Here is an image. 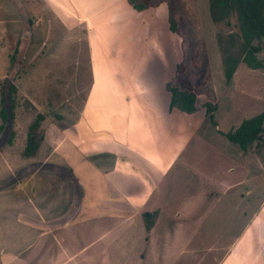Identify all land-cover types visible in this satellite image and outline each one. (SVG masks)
<instances>
[{
	"label": "rangeland",
	"instance_id": "1",
	"mask_svg": "<svg viewBox=\"0 0 264 264\" xmlns=\"http://www.w3.org/2000/svg\"><path fill=\"white\" fill-rule=\"evenodd\" d=\"M150 1V6L161 2L169 5V0ZM28 2L29 0H0V264H43L48 251L56 248L54 236H49L48 247L43 246L38 238L43 237L45 234L42 233L47 230L57 234V238L60 231H64V225L62 227L59 223L66 216L65 210L72 190L64 177L53 173L48 177L47 189L44 185L42 162H60L61 148H65V145L62 146V138L68 139L75 122L86 119L83 114L85 108L82 110L81 105L89 99V90L95 86L91 59L86 57L84 49L78 48L83 39L79 40L74 35L75 30L65 27L58 17L49 19L50 26L48 15L40 19L44 16L45 9L41 12L39 2L33 1L36 10H32V13L26 11L20 21L21 8L24 6L26 9ZM215 2L216 0H170L172 11L152 18V23L158 21L162 29L160 36L167 37L170 30L169 19L172 16L178 34L182 36L180 42L175 41L179 39L176 37L169 46L165 44L167 50L164 53L179 54L175 56L180 58L176 62V71H185L183 75L177 74L176 81L173 82L179 84L180 88L195 90L198 95L197 103L207 101L215 107L211 120L194 121L193 126L188 129L192 134L181 149V152L192 151L189 158H196V172L189 167L186 172L181 170L179 164L183 163V156L175 159L171 166L167 165L165 170L174 179L176 177L178 183H173L172 177H166L162 193L178 190L181 186L183 191H188L185 194L186 205L190 203L188 196L199 191V188L195 190L187 187L186 180L196 179L198 170L206 171V143L211 141L218 144L220 141L214 132L213 125L216 121L220 127H224L232 114L239 118L240 115L249 117L264 111V40L253 39L249 45L245 43L235 9L230 11L228 8L226 16L213 19L211 6ZM173 9H181L180 23ZM150 28L155 29L152 25ZM25 30L33 31L32 39L29 40L30 32L28 37L22 38ZM84 43L90 56L88 40ZM134 44H137L136 41ZM256 45H260V51H256ZM256 59L261 67L253 68L250 64H255ZM135 65L139 67L132 66L134 71L145 67H140L136 62ZM228 70L231 71L229 81L225 75ZM160 77L161 74L158 73L150 83L155 84ZM163 97L165 98L164 95L161 96ZM2 111L6 113V120L1 115ZM202 111L197 114H202ZM39 113L44 114L43 119L38 116ZM33 122H36L34 130L30 127ZM169 128L170 132L185 130L179 121L175 124L172 122ZM28 134L35 135L36 148L40 151L26 160L23 152ZM123 136L124 134H118L115 138L112 134H93L85 137L83 154L74 151L77 154L74 157L75 168H69L75 173L83 195L79 215L68 226L67 239L74 238L75 245L79 243L77 247L80 248L75 253L78 257L62 261V264H96L93 259L97 252V264H163L161 248L165 241L170 243L174 236L172 239L164 238L169 234L167 226H163L166 223L164 220L159 230L156 229L155 239L145 242L158 225L157 206L143 207L141 212L140 204L133 203L134 199L129 194L130 184L140 187L147 174L146 171L141 172L140 164H137L138 167L134 166L133 158L130 159L133 155L130 152L131 143L127 147L123 143ZM178 138L179 134H174L172 147L179 142ZM92 140L97 143H89ZM114 141L126 146V154L123 146L114 148L111 143ZM76 144L80 145L77 141ZM148 144L145 142L143 146L148 149ZM230 146L237 148L233 144ZM167 148L169 142L162 143L157 162L159 166L164 163L160 155ZM111 149L118 150L121 155H117V161L109 165L107 161H110ZM199 150L201 153L198 155ZM100 152L105 154L93 155ZM83 155L92 165L84 163ZM127 155L130 156L126 157ZM94 158H98V164ZM33 161L41 163L33 164ZM28 162L31 166L25 164ZM125 167L136 181H129L125 176ZM65 175L73 181L70 174ZM147 182L145 184L150 186L151 183ZM131 203L136 206L137 211L130 210ZM124 204L128 205V210ZM167 204L166 202L165 206ZM147 210H151L150 214L144 215ZM113 214L118 216L116 223L112 221ZM132 215L134 218L130 220ZM50 225L53 226L52 229ZM111 226L118 227L117 231L120 229L122 232L113 234L108 240L111 243L104 242V238L99 240V228H103L105 232ZM171 231L173 235L174 228ZM144 247H147V251L143 250ZM201 255H204L202 249L188 251L178 259L179 262L172 264H187ZM163 257L169 259V255ZM205 263L207 261L204 258L203 264Z\"/></svg>",
	"mask_w": 264,
	"mask_h": 264
},
{
	"label": "crops",
	"instance_id": "2",
	"mask_svg": "<svg viewBox=\"0 0 264 264\" xmlns=\"http://www.w3.org/2000/svg\"><path fill=\"white\" fill-rule=\"evenodd\" d=\"M33 1L39 2L41 12L45 9L44 16H41L40 19H44L48 15L49 26L51 24L49 19L51 20L54 16L58 17L65 27L75 30L74 35L80 38L79 40L83 39L78 48L84 49L86 57L91 59L92 72L95 75V86L89 90L90 97L86 99L87 102L85 101L81 105V107L83 106L82 110L85 108L83 114L86 119L74 121L75 127L69 133V140L62 138V146L65 145L66 151L65 148H61L60 162H42V165L44 164L42 168L44 185L47 189L49 188L47 186L48 177L53 173L64 177L72 190L65 210L66 216L59 223L62 227L64 225V231L60 228L62 231L57 238V234L54 235L47 230L42 233V235L45 234L43 237L38 238L45 247H48L49 236H54L57 241L56 248L48 251V254L44 256L43 264H62V261L78 257L75 253L80 248L77 247L80 244L76 243L75 245L74 238L67 239V231L70 222L79 215L83 194L75 173L71 169L75 168L74 157L77 154L74 151L83 154L85 137L88 138L93 134H112V137L115 136V138L118 134H124L123 143H126L127 147L129 142L131 143L132 150L130 152L133 155L126 157L133 158L134 166L138 167L137 164H140L139 168L141 172L146 171L147 178L143 179L144 182L140 184V187H133L134 185L130 184L129 194L134 199L133 203L140 204L141 212H143V207L157 206L158 225H156L153 235L150 234L145 242L155 239L156 229L159 230V226H162L164 220L166 223L164 222L163 226H167L169 233L164 238L172 239L174 236L170 243L165 241L161 248L163 264L179 262L178 259L183 253L196 252L199 249L203 250L204 255L196 257L187 264H203L204 258L207 261L205 264H264V134H260L257 140L255 139L244 149L227 137L228 132L234 131L243 120L255 116L256 113L249 117L240 115V119L235 117L236 114H232L231 118L226 120V126L220 127L217 121L213 125L214 132L220 141L218 144L211 141L206 143V171L198 170L196 179L186 180L187 187L195 190L199 188L197 193L188 196L189 205L185 204V194L187 195L188 191H183L181 186L178 190L173 189L167 194L166 192L162 193L166 177L170 176L173 183H178L176 177L174 179L172 174L165 171L167 165L171 166L175 159L183 156V163L179 164L181 170L186 172L189 167L196 172V158H189L192 151L181 152V149L192 134L188 129L193 126L194 121L198 122V119L211 120L215 112V107L211 112H207L205 106L207 101L203 104L195 101L196 108L191 111L171 105V92L168 85L175 84L180 88L179 84L173 82L176 81L177 74L181 73L176 71V62L180 61V58L177 59L179 54L175 53L174 55L173 52L172 54L164 53L167 50L165 44L173 43L176 37L179 39L175 41L180 42L182 36L178 34L177 28L176 30L170 28L168 36L161 37L162 29L159 27L158 21L155 24L152 23L153 17L156 18L160 13L172 11L169 6L170 0L169 5L161 2L157 5L151 4L152 6H150V0H29L27 10L24 6L21 8L23 13H19L20 21L26 11L32 13V10H36ZM173 10L180 23L181 13L179 11L181 9ZM29 19L32 20V18ZM40 19L39 22H41ZM150 25L155 29L150 28ZM28 27L27 23L26 28ZM29 32L23 31L22 38L28 37ZM32 32L31 30L29 40L32 39ZM87 40L90 46V56L84 43ZM134 41L137 44H134ZM135 62L140 64V67H145L134 71L132 66L139 67L135 65ZM184 72L182 71L181 75ZM158 73L161 74V77L156 80L155 84H151L150 81ZM172 75H174L173 78ZM194 93L197 100L198 95L195 90ZM163 95L165 98H161ZM201 110H203L202 114H197ZM38 116L44 118L43 113H39ZM178 121L185 130L170 132L171 123L175 124ZM35 126L36 122H33L30 127L34 130ZM174 134H179V142L172 147ZM30 138L34 141L33 145H29ZM27 139L23 152L26 160L30 159L27 157L32 158L40 151L36 148L34 134H28ZM76 141L80 145L76 144ZM145 142L149 143L148 149L143 146ZM167 142H169V148L161 153L160 156L164 163L159 166L157 163L159 162V150L162 143ZM89 143L96 144L97 142L92 140ZM111 143L114 144L115 149L123 146L126 154L127 149L124 144L117 143V141ZM232 144L237 148L230 146ZM69 153L73 156L71 157ZM109 153L110 161H107L109 165L111 162L113 164L117 161V155H121L118 150L111 149ZM200 153L199 150L198 155ZM98 154L102 156L105 153L100 152L93 155ZM85 159L84 156V163L92 165ZM70 160H73L72 163ZM94 160L97 161V164L99 163L98 158H94ZM36 161H33V164L41 163ZM138 161L139 163H137ZM29 162L25 164H29ZM63 171L73 177L72 182L65 175L67 173ZM123 171L129 181H136V178L127 173L126 167L123 168ZM136 175L138 176V174ZM147 181L151 183L150 186L145 184L148 183ZM150 192H153L152 195H149ZM166 202L167 206H165ZM124 206L128 210V205L124 204ZM130 210L137 211L136 206L132 203ZM147 211L144 212V215L150 214L151 210ZM117 217L116 214L112 215L114 223L117 222ZM130 218L133 220L134 216L132 215ZM117 228L111 226L105 232L103 228H99L101 230L99 240L104 238V242H106L113 234L122 232L120 229L117 231ZM172 228H174L173 235ZM60 240L64 242L62 243ZM143 250L147 251V247H144ZM166 255H169L168 260L163 257ZM98 259L97 252L93 259L96 264Z\"/></svg>",
	"mask_w": 264,
	"mask_h": 264
},
{
	"label": "trees",
	"instance_id": "3",
	"mask_svg": "<svg viewBox=\"0 0 264 264\" xmlns=\"http://www.w3.org/2000/svg\"><path fill=\"white\" fill-rule=\"evenodd\" d=\"M228 8H230V11L235 9L238 15V25L246 44L249 45L253 39L264 40V0H216L211 6L212 18L216 20V18L224 16L228 12ZM170 28L176 30L172 16L170 17ZM256 51H260V45H256ZM250 66L261 67V63L256 59V63L250 64ZM225 73L227 80H229L231 71L228 70ZM168 88L171 92V105H177L186 111L196 108L194 91L179 88L175 84H169ZM205 106L207 112H211L214 107L209 102H205ZM1 115L6 120L4 111H2ZM263 123L264 112H260L243 120L234 131L227 133V137L244 149L262 134L264 130ZM28 142L29 145H33L34 141L30 138Z\"/></svg>",
	"mask_w": 264,
	"mask_h": 264
}]
</instances>
